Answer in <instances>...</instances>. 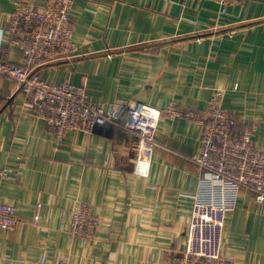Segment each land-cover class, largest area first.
I'll list each match as a JSON object with an SVG mask.
<instances>
[{
    "label": "crops",
    "instance_id": "obj_1",
    "mask_svg": "<svg viewBox=\"0 0 264 264\" xmlns=\"http://www.w3.org/2000/svg\"><path fill=\"white\" fill-rule=\"evenodd\" d=\"M15 2L0 0V47ZM71 13L77 56L41 67L43 77L83 86L98 103L201 112L223 88L236 133L253 127L264 147V0L225 13L214 0H75ZM10 56L22 60L16 47ZM155 136L149 149L108 126L58 140L33 100L0 75V168H11L0 198L19 208L17 227L0 229V264H41L44 253L45 264H165L188 234L201 171L186 156L199 149L201 125L163 117ZM80 201L103 221L93 242L69 233ZM223 239L231 264H264V204L250 191L240 192Z\"/></svg>",
    "mask_w": 264,
    "mask_h": 264
},
{
    "label": "built area",
    "instance_id": "obj_2",
    "mask_svg": "<svg viewBox=\"0 0 264 264\" xmlns=\"http://www.w3.org/2000/svg\"><path fill=\"white\" fill-rule=\"evenodd\" d=\"M225 13L243 0H214ZM75 0H16L8 14L10 40L0 47V75L16 81L17 89L33 100L35 108L48 122L58 140L68 132L93 131L100 126L120 128L141 140L147 149L158 144L156 131L163 117L187 118L201 125L199 149L186 156L201 171L198 190L192 194L193 206L184 247L174 251L165 264H231L224 255V228L229 212L237 205L240 192H251L264 204V147L254 140L253 127L236 133L237 114L224 108L226 89L215 88L203 112L170 104L158 108L141 101L126 105L93 101L83 86L52 82L39 73L45 65L77 56L70 11ZM21 51L15 62L10 48ZM146 150V149H145ZM11 168H0V186L11 177ZM41 203L33 221L39 222ZM19 208L0 198V229L14 230ZM101 219L89 204L78 202L71 214L69 233L85 243L95 239ZM46 254L40 259L46 263ZM59 264H68L60 262Z\"/></svg>",
    "mask_w": 264,
    "mask_h": 264
},
{
    "label": "rangeland",
    "instance_id": "obj_3",
    "mask_svg": "<svg viewBox=\"0 0 264 264\" xmlns=\"http://www.w3.org/2000/svg\"><path fill=\"white\" fill-rule=\"evenodd\" d=\"M72 10H73V8H71V11H70V16L72 15ZM72 22V21H71ZM73 26V25H72ZM77 52V51H76ZM77 54V53H76ZM41 69V68H40ZM40 69H39V73H40ZM18 91H20L19 89H18ZM90 206V205H89ZM91 207V206H90ZM74 208V207H73ZM100 217V216H99ZM100 219H101V225H102V218L100 217ZM188 235V234H187ZM186 239H187V236L185 237V239L184 240H182L181 242H180V249H182L183 247H184V244H185V242H186ZM94 241V239H92V240H89V241H87V242H93ZM179 249V250H180ZM179 250H177V251H179ZM171 256V254H169V257ZM168 257V258H169ZM168 260V259H167ZM166 260V261H167Z\"/></svg>",
    "mask_w": 264,
    "mask_h": 264
}]
</instances>
